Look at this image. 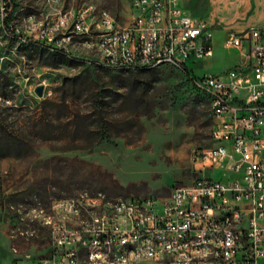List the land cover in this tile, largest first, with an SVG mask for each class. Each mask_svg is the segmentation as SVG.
Here are the masks:
<instances>
[{
    "label": "rangeland",
    "instance_id": "374dc122",
    "mask_svg": "<svg viewBox=\"0 0 264 264\" xmlns=\"http://www.w3.org/2000/svg\"><path fill=\"white\" fill-rule=\"evenodd\" d=\"M59 1L50 8L48 0H7L8 31L0 28V264L49 254L47 232L37 227L47 228L46 213L30 209L82 192L160 202L192 182L190 153L211 145L208 104L174 67L96 69L95 50L67 39L70 25L48 47L21 42L27 16L56 23L57 12L89 4L117 27L132 16L122 1ZM181 9L213 30L212 56L185 64L195 76L234 66L219 44L226 30L264 25V0H181Z\"/></svg>",
    "mask_w": 264,
    "mask_h": 264
},
{
    "label": "built area",
    "instance_id": "2783aa9c",
    "mask_svg": "<svg viewBox=\"0 0 264 264\" xmlns=\"http://www.w3.org/2000/svg\"><path fill=\"white\" fill-rule=\"evenodd\" d=\"M102 1L127 3L129 23L117 27L107 11L89 4L57 12L56 23L49 15L27 16L28 36L20 41L48 47L70 25L67 39L105 53L93 62L97 68L185 71L189 86L206 97L211 145L190 153L192 182L160 202L82 192L52 200L47 210L30 209L50 217L70 212V220L56 229L27 220L47 232L49 254L7 264H264V25L226 30L219 44L233 53L234 66L195 76L185 64L210 58L214 35L182 11L181 0ZM55 3L49 0L50 8ZM7 13V0H0V27ZM204 176H216V183H204ZM143 232L151 240L142 241Z\"/></svg>",
    "mask_w": 264,
    "mask_h": 264
},
{
    "label": "bare ground",
    "instance_id": "6f19581e",
    "mask_svg": "<svg viewBox=\"0 0 264 264\" xmlns=\"http://www.w3.org/2000/svg\"><path fill=\"white\" fill-rule=\"evenodd\" d=\"M49 3V0H48ZM60 3H55V7L59 6ZM1 28V27H0ZM86 46H84L85 48ZM91 48V47H86ZM92 49V48H91ZM95 53L98 54L100 61L105 60V53L102 50H95ZM204 183H216V178L214 176H204ZM70 220V212H59L55 217H50L48 214H43L42 216V225L48 229H56L58 227L64 226ZM151 240V232L142 233V241Z\"/></svg>",
    "mask_w": 264,
    "mask_h": 264
},
{
    "label": "trees",
    "instance_id": "16d2710c",
    "mask_svg": "<svg viewBox=\"0 0 264 264\" xmlns=\"http://www.w3.org/2000/svg\"><path fill=\"white\" fill-rule=\"evenodd\" d=\"M9 15V14H8ZM8 18V17H7ZM7 18L4 20V22H3V26H4V28H5V30L6 31H8L7 30V28H6V22H7ZM96 69H99V70H104V69H100V68H97L96 67ZM154 69V68H153ZM144 70H152V69H141V70H137L136 72H138V71H144ZM108 71V70H107ZM184 75H185V77L187 76V74H186V72L184 71V72H182ZM193 89V88H192ZM196 91V90H195ZM196 92H198V91H196ZM199 93V92H198ZM203 98H204V100L206 101V103H207V100H206V97H205V95L204 94H202V93H199Z\"/></svg>",
    "mask_w": 264,
    "mask_h": 264
},
{
    "label": "water",
    "instance_id": "95a60500",
    "mask_svg": "<svg viewBox=\"0 0 264 264\" xmlns=\"http://www.w3.org/2000/svg\"><path fill=\"white\" fill-rule=\"evenodd\" d=\"M34 94L36 97H41V94H42V88L40 86L36 87L34 89Z\"/></svg>",
    "mask_w": 264,
    "mask_h": 264
}]
</instances>
